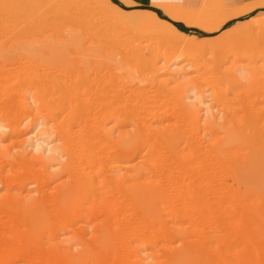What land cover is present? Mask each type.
Wrapping results in <instances>:
<instances>
[{
  "label": "rangeland",
  "instance_id": "rangeland-1",
  "mask_svg": "<svg viewBox=\"0 0 264 264\" xmlns=\"http://www.w3.org/2000/svg\"><path fill=\"white\" fill-rule=\"evenodd\" d=\"M257 132L264 0H0V264H264Z\"/></svg>",
  "mask_w": 264,
  "mask_h": 264
},
{
  "label": "bare ground",
  "instance_id": "bare-ground-1",
  "mask_svg": "<svg viewBox=\"0 0 264 264\" xmlns=\"http://www.w3.org/2000/svg\"><path fill=\"white\" fill-rule=\"evenodd\" d=\"M124 1V0H123ZM133 1V0H132ZM108 4H109V1L107 2ZM116 96V95H115ZM122 97V96H121ZM116 98V97H115ZM118 98H120L119 96H118ZM116 100V99H115ZM119 101V100H118ZM145 120V119H144ZM142 122V121H141ZM139 123V122H138ZM146 123V122H145ZM144 126V125H143ZM145 127V126H144ZM229 127V126H228ZM232 126L231 127H229V128H227V135H229V136H225V137H223V138H225V139H220V141H218V143L215 145L214 144V146H213V149H217V145L218 146H220V147H222L226 142H227V140H229V138H230V135L231 134H234V136H236V134H235V132H232ZM140 129V128H139ZM142 129V128H141ZM140 129V130H141ZM235 128H233V130H234ZM103 130H105V129H103ZM232 132V133H231ZM237 132H238V130H237ZM258 133V132H257ZM259 134H261V136H262V134H264L263 132H259L257 135L259 136ZM253 135V134H252ZM255 135V134H254ZM260 136V137H261ZM229 137V138H228ZM231 139H230V141L229 142H231V141H234V139H235V137H233L232 135H231ZM253 138V137H252ZM257 140H260L258 137L256 138ZM263 139V138H262ZM264 140V139H263ZM260 142H261V140H260ZM228 143V142H227ZM231 144V143H230ZM227 145H229V143L227 144ZM225 146V145H224ZM258 148V147H257ZM211 150V149H210ZM262 152V151H261ZM210 154H211V152H210ZM260 156V155H259ZM249 159V158H248ZM246 161V160H245ZM249 161V160H248ZM243 163H245V162H243ZM247 163V162H246ZM245 163V164H246ZM248 164V163H247ZM244 165V164H243ZM148 188V187H147ZM199 190V189H198ZM196 191L197 193L199 192V191Z\"/></svg>",
  "mask_w": 264,
  "mask_h": 264
},
{
  "label": "trees",
  "instance_id": "trees-1",
  "mask_svg": "<svg viewBox=\"0 0 264 264\" xmlns=\"http://www.w3.org/2000/svg\"><path fill=\"white\" fill-rule=\"evenodd\" d=\"M114 1H117V0H114ZM157 11H158L159 15H161V11H160V10H157ZM175 24H176V26H178L181 30H183V31H185V32H187V33L191 32V31H197V32H199L198 29L186 27L182 22H177V23H175Z\"/></svg>",
  "mask_w": 264,
  "mask_h": 264
},
{
  "label": "crops",
  "instance_id": "crops-1",
  "mask_svg": "<svg viewBox=\"0 0 264 264\" xmlns=\"http://www.w3.org/2000/svg\"><path fill=\"white\" fill-rule=\"evenodd\" d=\"M133 1H135V2H138V1H141V2L144 1L145 2L146 1V2H150L151 3V0H133Z\"/></svg>",
  "mask_w": 264,
  "mask_h": 264
},
{
  "label": "water",
  "instance_id": "water-1",
  "mask_svg": "<svg viewBox=\"0 0 264 264\" xmlns=\"http://www.w3.org/2000/svg\"><path fill=\"white\" fill-rule=\"evenodd\" d=\"M169 20H171V21L174 22V23L180 22V21L172 20V19H170V18H169Z\"/></svg>",
  "mask_w": 264,
  "mask_h": 264
}]
</instances>
